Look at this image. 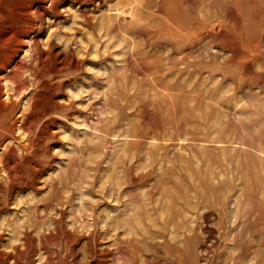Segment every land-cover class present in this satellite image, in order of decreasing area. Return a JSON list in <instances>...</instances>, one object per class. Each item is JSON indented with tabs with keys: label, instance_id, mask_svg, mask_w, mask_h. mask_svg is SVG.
Returning <instances> with one entry per match:
<instances>
[{
	"label": "rangeland",
	"instance_id": "obj_1",
	"mask_svg": "<svg viewBox=\"0 0 264 264\" xmlns=\"http://www.w3.org/2000/svg\"><path fill=\"white\" fill-rule=\"evenodd\" d=\"M25 3L0 264H264V0Z\"/></svg>",
	"mask_w": 264,
	"mask_h": 264
},
{
	"label": "bare ground",
	"instance_id": "obj_2",
	"mask_svg": "<svg viewBox=\"0 0 264 264\" xmlns=\"http://www.w3.org/2000/svg\"><path fill=\"white\" fill-rule=\"evenodd\" d=\"M32 1V0H31ZM37 0H35V2H36ZM26 3H29V2H26ZM25 3V0H0V90H1V87H2V85L1 84H3V83H1V80L3 79L5 82H7V83H10V84H12L13 85V87H12V85H11V87L9 86V90H12V91H15L16 90V87H20V85H21V83H19V80L18 81H16V80H14V76L16 75V74H20V69L22 68V63H23V61H14L15 60V58H16V56H17V54L21 51V48H22V45L24 44L23 43V40H24V38L23 37H25V35L26 36H28L27 35V33L25 34V32H27V27H26V25L28 24V22H27V16L29 15V12H30V14L32 13L31 11H30V5L28 4H26ZM32 3V2H31ZM30 3V4H31ZM34 3V2H33ZM39 6V5H38ZM42 8V7H41ZM35 9V8H34ZM32 10V9H31ZM37 10H39V9H37ZM44 10H46V9H43V11ZM43 11L42 10H39V13L40 14H44L43 13ZM35 12V11H34ZM34 14V13H33ZM27 15V16H26ZM32 15V14H31ZM25 18H27L26 19V21H25ZM30 18H33L32 16H30ZM31 20V19H30ZM33 24V23H32ZM30 25H31V23H30ZM33 26V25H32ZM27 28V29H26ZM29 28H31L32 29V27H29ZM29 30V29H28ZM30 31H28V33H29ZM30 34V33H29ZM30 37V36H29ZM33 37V36H32ZM32 37H30V39L32 38ZM33 39H34V37H33ZM32 39V40H33ZM29 40V39H28ZM27 40V41H28ZM27 41H25V43L27 42ZM30 42H31V40H29ZM29 42V43H30ZM34 42V41H33ZM36 42V41H35ZM11 43V44H10ZM28 43V44H29ZM32 43V42H31ZM8 44H10V46L8 45ZM34 44V43H33ZM33 44H32V46H33ZM25 45V44H24ZM26 46H28V45H26ZM37 47V46H36ZM36 47H35V50H33V51H31V59H32V54H33V52L34 51H36ZM32 49H34V47L32 48ZM22 50H23V48H22ZM31 50V49H30ZM22 52V51H21ZM35 53V52H34ZM38 55H39V53H38ZM36 56V55H35ZM29 57H30V55H29ZM34 57V56H33ZM38 56H36V58H37ZM26 59V58H25ZM24 59V63H25V61H26V63H27V60H25ZM34 59H35V57H34ZM39 59V58H38ZM18 60H20V58H18ZM31 61V60H30ZM31 63V62H30ZM39 63V62H38ZM11 65H12V67H11ZM26 65V64H25ZM31 65V64H30ZM34 65H35V63H34ZM40 65V64H39ZM31 66H33V63H32V65ZM35 66H37V65H35ZM8 67H11L10 69H8V70H10V71H8V72H5V74H3V75H1V73L2 72H4ZM29 67V66H28ZM24 68H25V66H24ZM26 68H27V66H26ZM37 69H39L40 70V68H37ZM23 71H24V69H22ZM31 71V70H30ZM35 71H38V70H35ZM26 72V71H25ZM32 73V72H31ZM30 73V74H31ZM35 73V72H34ZM34 73H32V75H29V76H33L34 77ZM24 73H22V75H23ZM26 74V73H25ZM17 76V75H16ZM25 76V75H24ZM37 76V75H36ZM19 77V76H18ZM31 79L32 80H35V78H32L31 77ZM31 79H29V78H27V76L25 77V78H20V82H24V81H26L27 80V82H28V80L29 81H31ZM38 80V79H37ZM40 80V79H39ZM4 82V83H5ZM27 82H26V84H27ZM31 83H34V82H31ZM30 84V83H29ZM30 85H32V84H30ZM34 85V84H33ZM36 85L37 84H35V86L34 87H36ZM22 86H24V85H22ZM38 86V85H37ZM26 87H28V86H26ZM26 89H24V91H25ZM36 90V89H35ZM34 90V91H35ZM21 91V90H20ZM19 91V92H20ZM11 92V91H10ZM18 92V91H17ZM18 92V93H19ZM21 93V92H20ZM32 93V92H31ZM31 93L30 94H28V95H31ZM13 94V93H12ZM7 95V94H6ZM14 96V95H13ZM27 96V95H26ZM32 96H34L33 94H32ZM14 99V98H13ZM12 99V96L11 95H9L8 96V99L5 101V100H3V99H1V94H0V115H2V114H4V113H6L7 111H9V110H11V108L15 105V103H17L15 100H13ZM29 99V98H28ZM27 101H29V100H27ZM32 101V100H31ZM30 102V101H29ZM31 103V102H30ZM27 105H28V102H27ZM37 107V106H36ZM15 108H16V106H15ZM27 108V107H26ZM29 110V109H28ZM27 110V111H28ZM31 110V109H30ZM10 112V111H9ZM27 116H28V118H29V113L27 114ZM2 117V116H1ZM42 117V116H41ZM27 118V119H28ZM3 119V118H2ZM2 119H1V121H2ZM33 119H35V118H33ZM9 120H11V119H9ZM22 120V119H21ZM4 121H5V119H4ZM3 121V122H4ZM9 122V121H8ZM31 122V121H30ZM34 122V121H33ZM10 123H12V122H10ZM9 123V124H10ZM24 123V122H23ZM5 124H7V122L5 123ZM32 124V123H31ZM1 125L3 126V124L1 123ZM24 125V124H23ZM18 125H16V127H17ZM22 126V125H21ZM6 127L7 126H5V129H6ZM8 127H10V126H8ZM20 127V126H19ZM18 127V128H19ZM27 128V127H26ZM2 129H3V127H2ZM9 129V128H8ZM11 129V128H10ZM9 129V130H10ZM24 129V128H23ZM12 130V129H11ZM10 130V131H11ZM19 130H20V128H19ZM21 130H22V128H21ZM30 130V129H29ZM2 131V130H1ZM25 131V130H24ZM27 131V130H26ZM31 131V130H30ZM3 132H4V129H3ZM5 133V132H4ZM24 133V132H23ZM26 133V132H25ZM28 133V132H27ZM7 134V133H6ZM29 137H31V136H29ZM1 140H3V139H1ZM0 140V141H1ZM30 140H32V139H30ZM33 141V140H32ZM2 144V143H1ZM6 147V146H5ZM25 149V148H24ZM27 149H28V147H27ZM30 150V149H29ZM9 151V150H8ZM27 153V152H26ZM4 154V153H3ZM3 154H1V155H3ZM5 155V154H4ZM4 155H3V157H4ZM2 159V158H1ZM0 159V160H1ZM4 160H6V159H4ZM91 235V234H90ZM86 237V236H85ZM28 240V239H27ZM29 241V240H28ZM27 242V241H26ZM33 249V248H32ZM16 251V250H15ZM17 256V255H16ZM10 258H12V257H10ZM23 258V257H22ZM16 260V259H15ZM17 262V261H16ZM11 263V262H10ZM9 263V264H10Z\"/></svg>",
	"mask_w": 264,
	"mask_h": 264
}]
</instances>
